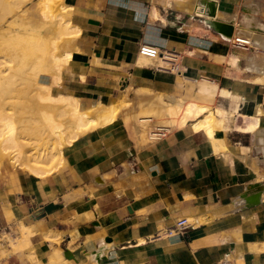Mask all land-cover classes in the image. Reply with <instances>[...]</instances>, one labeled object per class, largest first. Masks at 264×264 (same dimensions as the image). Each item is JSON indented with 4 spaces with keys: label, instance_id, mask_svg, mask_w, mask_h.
I'll use <instances>...</instances> for the list:
<instances>
[{
    "label": "crops",
    "instance_id": "1",
    "mask_svg": "<svg viewBox=\"0 0 264 264\" xmlns=\"http://www.w3.org/2000/svg\"><path fill=\"white\" fill-rule=\"evenodd\" d=\"M63 3L77 35L52 92L116 116L50 175L2 169L0 264H264V0ZM189 103L209 109L159 123Z\"/></svg>",
    "mask_w": 264,
    "mask_h": 264
},
{
    "label": "bare ground",
    "instance_id": "2",
    "mask_svg": "<svg viewBox=\"0 0 264 264\" xmlns=\"http://www.w3.org/2000/svg\"><path fill=\"white\" fill-rule=\"evenodd\" d=\"M28 1L22 0L18 6ZM0 7H3L2 2ZM4 13L0 11V26L5 19L2 17ZM69 14L60 0H38L34 9L23 11L16 19L13 18L15 20L9 27H0V122H6L9 134L6 138L0 135V138H4L0 144L5 151L15 150L11 160L17 168L41 177L49 174L47 168L56 158H61L65 147L81 135L111 121L117 111L113 105L101 104L96 109L83 110L78 99L54 95L52 84L42 85L46 76L61 81V58L56 52L60 48V41L77 34L69 21ZM49 56L53 58L50 62ZM64 58L70 59L71 54L66 53ZM38 86H43L44 91L37 90ZM208 109L191 103L186 104L185 108L171 106L166 112L172 118L182 113L181 119L168 122L162 113L164 110L157 113V119L163 126L170 128L174 125L183 126L188 119L197 118ZM222 122L209 112L194 129L204 128L211 135L217 126L223 125ZM41 135L46 136L49 142H54L49 150L43 149L39 154L33 153V149L24 151L25 142ZM44 160H48V164L43 163Z\"/></svg>",
    "mask_w": 264,
    "mask_h": 264
},
{
    "label": "rangeland",
    "instance_id": "3",
    "mask_svg": "<svg viewBox=\"0 0 264 264\" xmlns=\"http://www.w3.org/2000/svg\"><path fill=\"white\" fill-rule=\"evenodd\" d=\"M37 1L38 0H30V2L28 1L27 3H23L22 5L18 6L22 2V0H0V2L3 3V7H0V11L1 12H5L4 15H2V17L5 18V19L3 20V22H2L3 24H1L0 27H9L13 23V21L17 18V16H20L23 13V11L34 9V6H35V4H36ZM63 1L64 0H60V3L61 4H64ZM19 7H21V8H19ZM5 8H8V10H5ZM11 12L12 13L15 12V13L11 14ZM13 18H15V19H13ZM75 33H77V32L75 31ZM76 35H74V36H76ZM72 38L64 39L63 41H60V48L56 52L57 56H59L61 58V60H62V65L64 63V68L68 64V62H65L66 58H64V55L66 53H70L71 52V50H70V42H71V39ZM52 60H53V58L49 56L48 57V61L50 62ZM44 82H46L47 84H44ZM44 82L42 81V85H47L48 86V84H50V83L51 84L55 83V79L54 78L52 79V78L48 77V78H46L44 80ZM37 90L44 91V88H43V86H38L37 87ZM6 113H9V112L7 111ZM114 119H115V117L113 119H111V121L106 122L105 124H108V123L112 122ZM5 124H6V122H0V135H3L4 138H6V137L9 136V134H8V126L5 125ZM4 138L1 137L0 138V142ZM43 139H46V140L43 141ZM25 143H26V147L24 148V151H31V149H33L32 150L33 153H37V154H39V152L41 150H43V149L49 150V147L52 146V145H54L53 144L54 142H52V141L49 142V140H47L46 136H42V137H40V136L31 137V140H28V142H25ZM13 152H15V150H7V151H5L3 149V147L1 146V144H0V173H1L2 169L4 167H6V166H10L13 169H16L17 168L15 166V164L12 163L13 161L11 160V158L14 156L13 155L14 154ZM11 154L13 156H11ZM43 163L48 164V160H44ZM12 165L14 167H16V168H14ZM59 166H61L60 163H59V158H56L54 160L53 164H50L49 167L47 168V169L50 170V172H49V174H46V176L47 175H50L52 172H54L56 169H58Z\"/></svg>",
    "mask_w": 264,
    "mask_h": 264
},
{
    "label": "built area",
    "instance_id": "4",
    "mask_svg": "<svg viewBox=\"0 0 264 264\" xmlns=\"http://www.w3.org/2000/svg\"><path fill=\"white\" fill-rule=\"evenodd\" d=\"M245 44H246V42H241L240 40H238L236 42L235 46H237V47H246V46H244ZM167 135H168V129L160 127L156 131L153 132L152 139L155 140V141H159V140H162L163 138H165ZM184 224H185L184 221H180L178 223V225L180 227H183Z\"/></svg>",
    "mask_w": 264,
    "mask_h": 264
},
{
    "label": "water",
    "instance_id": "5",
    "mask_svg": "<svg viewBox=\"0 0 264 264\" xmlns=\"http://www.w3.org/2000/svg\"><path fill=\"white\" fill-rule=\"evenodd\" d=\"M215 15H216V14H215V10L212 9V14H211L210 16H211V17H215ZM216 24L222 26V28H223V27H230V28L232 29L231 26L226 25V24H222V23H216ZM226 35H227L228 37H230V36L232 35V32H231V31H230V32H227Z\"/></svg>",
    "mask_w": 264,
    "mask_h": 264
}]
</instances>
